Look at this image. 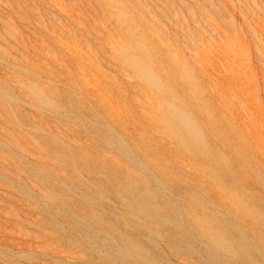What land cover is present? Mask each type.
Returning a JSON list of instances; mask_svg holds the SVG:
<instances>
[{"label":"rangeland","instance_id":"rangeland-1","mask_svg":"<svg viewBox=\"0 0 264 264\" xmlns=\"http://www.w3.org/2000/svg\"><path fill=\"white\" fill-rule=\"evenodd\" d=\"M204 216L264 239V0H0V264H210Z\"/></svg>","mask_w":264,"mask_h":264},{"label":"bare ground","instance_id":"bare-ground-1","mask_svg":"<svg viewBox=\"0 0 264 264\" xmlns=\"http://www.w3.org/2000/svg\"><path fill=\"white\" fill-rule=\"evenodd\" d=\"M140 73V76L144 78L147 83L156 86V88H164L156 76V72L149 65H141ZM37 92V95L39 96L38 98L43 99L40 91ZM168 112L173 120H176L177 123L184 127L186 131V139L190 144L203 146L202 133L190 113L174 102L168 103ZM184 141L186 142V140ZM146 198L147 197L141 193L136 196L134 203L129 201L128 204L134 212L140 213L145 211L146 204L149 203V201L147 203L144 202ZM150 208L154 220L165 219L164 215H162L156 208H153L152 206H150ZM166 219L172 226H174L176 231H180L181 228L185 227L186 221H182L176 212L169 214ZM189 227L192 229L193 233V236L191 237L194 239H198V237H204L207 239V243H205L209 250L207 257L211 259L210 262H207L210 264H264V239L259 241L258 237L261 236L257 237V234L253 232H246L243 230L238 231L240 235H237L233 230H230L222 224L220 226H215L213 219L208 216H204L202 222L199 224L190 222ZM262 227L264 228V224ZM236 228L239 230L238 227ZM180 241L185 243L190 242V239L181 235ZM131 244L132 243L129 242L120 244V248L125 252V255L134 256L132 254L139 253V249L135 247L134 244L133 248ZM230 260L234 261V263H231Z\"/></svg>","mask_w":264,"mask_h":264}]
</instances>
